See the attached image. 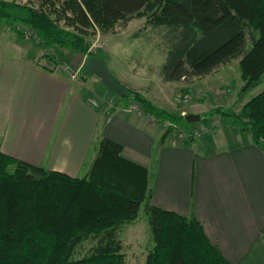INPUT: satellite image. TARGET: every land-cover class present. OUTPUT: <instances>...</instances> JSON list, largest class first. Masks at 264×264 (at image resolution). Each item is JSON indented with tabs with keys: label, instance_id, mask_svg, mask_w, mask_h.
<instances>
[{
	"label": "trees",
	"instance_id": "1",
	"mask_svg": "<svg viewBox=\"0 0 264 264\" xmlns=\"http://www.w3.org/2000/svg\"><path fill=\"white\" fill-rule=\"evenodd\" d=\"M144 16L152 29L166 33L160 67L164 82L189 83L233 59H239L240 91L261 82L264 0H41L36 7L0 0V24L33 30L39 47L83 55L89 49L87 36L67 28L69 22L113 34L116 26ZM130 93L131 98L123 99L144 114L180 126L196 124ZM222 116L264 152V89L238 113ZM121 151L110 140H98L96 155L81 178L0 151V264H124L118 230L137 219L141 205L153 242L142 264H230L197 220L151 205L147 170L123 158ZM83 244L90 245L88 251L76 257Z\"/></svg>",
	"mask_w": 264,
	"mask_h": 264
},
{
	"label": "crops",
	"instance_id": "2",
	"mask_svg": "<svg viewBox=\"0 0 264 264\" xmlns=\"http://www.w3.org/2000/svg\"><path fill=\"white\" fill-rule=\"evenodd\" d=\"M0 35L2 153L81 178L96 155L93 140H110L123 158L147 170L152 206L197 220L230 264H244L257 252L262 257L264 152L246 132L237 142L233 137L242 132L226 122L231 125L212 127L198 139L179 140L161 123L129 111L127 102L107 115L71 79L41 67L18 38ZM214 78L182 82L196 110L188 114L200 117L197 92L204 88L205 96Z\"/></svg>",
	"mask_w": 264,
	"mask_h": 264
},
{
	"label": "rangeland",
	"instance_id": "3",
	"mask_svg": "<svg viewBox=\"0 0 264 264\" xmlns=\"http://www.w3.org/2000/svg\"><path fill=\"white\" fill-rule=\"evenodd\" d=\"M7 1H15L35 7L41 2V0ZM60 24H63L62 20ZM66 25L69 29L81 30L87 36L89 49L86 54L83 55L63 48L39 47L38 42L40 40L33 30L19 24L13 26L0 24V34L6 33L14 38H18L28 48L31 55L39 60L38 62L42 65L41 67L45 66L44 69L46 70H56L71 79L81 89L82 93L87 94L88 102L94 100L97 106L91 104V102L89 104L92 107H98V109L104 107L107 115V111L121 108V105L127 102L129 104L127 107L129 111L136 112L148 120L161 123L165 129H170V133L173 132L179 140L182 137L179 138L178 136L180 132V134H185V132H188L189 127L194 126L192 124L186 127L175 123L176 126L178 125L177 129L165 127L167 120H159L154 116L144 114L134 102L117 98L113 94H110L97 76L89 73L84 75L80 74V67L83 61L91 53L92 55L101 57L105 61V64L107 63L106 66L113 72L116 81L128 90L142 94L158 109L179 116H181V112H184L185 115L188 112H196L195 108L190 105V96L184 88L185 84L182 82L165 83L160 76V67L165 60L167 47L165 43L166 33L164 30L152 29L146 24V16L134 18L124 26H116L115 33L113 34H100L97 31L94 32L92 28H83L75 22H69ZM249 48L250 45H247L245 51ZM238 60L233 59L227 65L220 66L215 73H212L216 78L215 84L213 85L217 89L213 90L215 86L205 87L207 94L204 96V88L199 87L203 90L198 91V86H194L199 94L198 101L195 100V102L200 105L202 104L199 108V112H201V115L199 114L200 118L206 119L205 123L199 121L197 124H203L207 127L210 123H213V120H216L217 126L222 123H225V125L223 124L224 126L231 125L226 123L230 121L226 119L227 117L222 116V114L231 110L238 113L245 102L264 89L263 74L261 82L257 86L246 92L240 91L243 81L240 77ZM184 97H187V103L182 102ZM191 103L193 104L194 101ZM247 137L245 132L242 131L240 135L234 136L233 140L243 143ZM170 138H172V134H169L165 143ZM97 144L98 140L96 142L94 139L92 146L95 149ZM118 237L123 245L122 252L125 255L124 264H142L147 250L153 245L142 205L139 209L137 219L123 225L118 230ZM89 246V244H83L79 247L76 257L84 255L88 251ZM244 264H264V254L261 257L257 252V254H253L252 258L250 257Z\"/></svg>",
	"mask_w": 264,
	"mask_h": 264
},
{
	"label": "water",
	"instance_id": "4",
	"mask_svg": "<svg viewBox=\"0 0 264 264\" xmlns=\"http://www.w3.org/2000/svg\"><path fill=\"white\" fill-rule=\"evenodd\" d=\"M87 73L97 76L102 84L119 98H131L130 91L114 79L101 57L90 55L83 61L80 67V74L84 75ZM184 120L187 123H198L200 117L195 114H187L184 116Z\"/></svg>",
	"mask_w": 264,
	"mask_h": 264
},
{
	"label": "built area",
	"instance_id": "5",
	"mask_svg": "<svg viewBox=\"0 0 264 264\" xmlns=\"http://www.w3.org/2000/svg\"><path fill=\"white\" fill-rule=\"evenodd\" d=\"M89 102H91V104L97 106L94 100H91ZM182 102L183 103H187L188 102L187 97H184ZM181 116H185V113L181 112ZM216 124H217L216 120H213V123L212 124L210 123V125L207 126V127L204 126L203 124H197L196 123L194 126L188 128V132H185V134H180L181 133L180 132L178 134V136H179V138L182 136L180 140L198 139V138L202 137L203 135L209 133L210 129H212V127L217 126ZM177 126L175 125V123H171V122H168V121L165 122V127H168V128H171V129H177ZM182 138H184V139H182Z\"/></svg>",
	"mask_w": 264,
	"mask_h": 264
}]
</instances>
